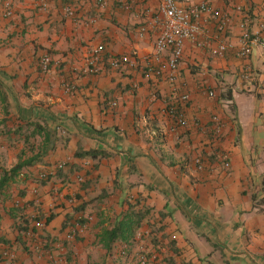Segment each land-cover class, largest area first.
<instances>
[{"label":"crops","instance_id":"1","mask_svg":"<svg viewBox=\"0 0 264 264\" xmlns=\"http://www.w3.org/2000/svg\"><path fill=\"white\" fill-rule=\"evenodd\" d=\"M10 1L13 14L7 16L0 0V178L3 168L32 155L25 122L46 125L55 148L0 191V253L11 248L16 264H116L119 250L135 247V239L118 240L107 251L97 237L141 210L145 217L135 233L149 231L155 244L168 246L167 264H264V49L256 42L249 57L237 55L243 14L236 10L242 6L250 14L252 35L264 36V0H211L232 20L218 33L205 16V39L210 47L226 40L229 48L214 56L210 47L186 42L177 82L179 92L190 95L177 105L186 127L168 114L177 103L172 86L153 71L169 58L164 53L151 60L161 0H108L104 6L95 0ZM69 8L86 22L68 15ZM98 45L108 56L129 55L135 66L83 73ZM44 54L52 59L47 72L39 66ZM64 82L76 90L66 92ZM214 115L226 123L219 145L230 152L229 168L211 152ZM200 154L208 159L204 170L194 162ZM61 162L65 166L56 169ZM47 170L52 174L41 180ZM21 207L28 227L45 222L40 243L18 230L21 212L15 209ZM78 215L85 218L82 228L69 239ZM48 240L64 248L46 247Z\"/></svg>","mask_w":264,"mask_h":264},{"label":"built area","instance_id":"2","mask_svg":"<svg viewBox=\"0 0 264 264\" xmlns=\"http://www.w3.org/2000/svg\"><path fill=\"white\" fill-rule=\"evenodd\" d=\"M231 2L232 0H225ZM108 0H95L98 6H104ZM5 14L11 16L13 14L12 3L10 0H4L3 3ZM46 9V8H45ZM236 10L243 14V20L239 26L241 29V45L237 51V55L242 58H247L252 54L253 44L258 42L264 49V36L260 34L254 36L250 30V14L245 11L242 6H236ZM67 13L73 16L77 22L84 23L85 19L80 17L75 9H67ZM208 16L213 19L216 24V30L218 33H225L229 27L232 15L229 12L221 11L215 8L211 0H204L198 4L184 5L180 0H161L158 7L156 16L153 17L154 23L159 25V33L155 44V53L152 56V61L160 59L164 53H169V58L165 64V69L153 70L157 76H164L166 80L171 84L173 89V100L177 103H171L168 106L167 112L173 117L180 127L188 126V120L184 113L177 106L180 102L189 101V93L179 92L177 88L178 82V67L180 60L183 57L185 44L187 41H191L196 47L204 49L210 47L211 40L205 39L207 34L206 27L203 23V18ZM90 20L88 19L87 22ZM264 26V25H263ZM142 30H144L142 28ZM229 48V44L226 40H220L216 46L210 47V51L214 56H222ZM52 59L50 55L44 54L40 58V69L43 72H47L50 69ZM136 62L129 55H106L104 45H98L89 54L86 66L82 69L85 74H99L111 67L114 69L123 66H135ZM246 78L249 76L246 75ZM64 89L68 93H73L76 87L73 83L64 82ZM208 95L215 96L214 91H209ZM156 98V94L152 95ZM112 105H116V102H112ZM213 121V138L211 140V152L222 162L225 168H229L231 165L230 152L219 145V141L223 137L225 128V121L219 115H214ZM195 165L199 170H204L207 167L208 159L202 154L198 155L194 159ZM66 162H61L57 165L56 169H61L65 166ZM52 171L47 170L39 174L41 180L47 179ZM79 181L82 182L83 178L79 177ZM33 192H37L34 188ZM82 215H78L75 221L70 225L68 231L69 239H73L81 230L82 223L84 221ZM45 227L43 220H35L32 227H29L25 231V237L34 243H40L41 233ZM135 247L124 245L119 250V260L116 264H151V263H168V251L169 247L164 245L161 241L156 244L152 240V233L149 231H139L135 235ZM171 240H177V234L171 235ZM51 245H56L58 248H64V245L58 241H50ZM2 260L1 264H16V254L11 248H4L1 251Z\"/></svg>","mask_w":264,"mask_h":264},{"label":"trees","instance_id":"3","mask_svg":"<svg viewBox=\"0 0 264 264\" xmlns=\"http://www.w3.org/2000/svg\"><path fill=\"white\" fill-rule=\"evenodd\" d=\"M223 95L228 100L232 99L230 91L224 92ZM24 125L27 129V131H25V142L29 146V150L32 152V155L28 158L21 159L10 169H2V176L0 178V191L5 185L8 184L9 181L15 179L22 168L41 160L49 153L50 150H54L55 148L54 133L46 125H43L38 121H27ZM21 127L22 126H20V128ZM19 129L17 130L19 131ZM38 136H40L41 139L37 142L36 137ZM15 210L17 213L21 212L18 230L23 233V236H25V231L29 228L28 217L25 213H22V211L24 212V208H16ZM144 217L145 211L141 210H133L130 214L124 215L122 218L118 219L112 227L104 228L101 231L97 237L98 243L102 246V248L106 249L107 251H111L114 247V244L118 240H124L128 242L130 239H134V234H136L135 230L140 227L141 221ZM43 242L45 243L46 247L51 246L50 240H48V242ZM0 256L2 260L1 253ZM171 261L172 260H170V263Z\"/></svg>","mask_w":264,"mask_h":264},{"label":"rangeland","instance_id":"4","mask_svg":"<svg viewBox=\"0 0 264 264\" xmlns=\"http://www.w3.org/2000/svg\"><path fill=\"white\" fill-rule=\"evenodd\" d=\"M263 152H264V150H263ZM263 157V156H262Z\"/></svg>","mask_w":264,"mask_h":264}]
</instances>
